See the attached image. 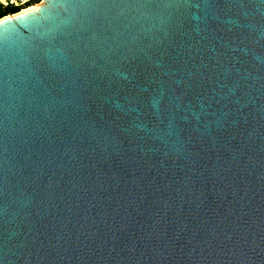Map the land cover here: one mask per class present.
<instances>
[{
  "label": "water",
  "instance_id": "1",
  "mask_svg": "<svg viewBox=\"0 0 264 264\" xmlns=\"http://www.w3.org/2000/svg\"><path fill=\"white\" fill-rule=\"evenodd\" d=\"M25 11L0 19V264H264V0Z\"/></svg>",
  "mask_w": 264,
  "mask_h": 264
},
{
  "label": "trees",
  "instance_id": "2",
  "mask_svg": "<svg viewBox=\"0 0 264 264\" xmlns=\"http://www.w3.org/2000/svg\"><path fill=\"white\" fill-rule=\"evenodd\" d=\"M42 0H33V2L29 5L26 6V9L31 8L35 5H39L41 3ZM23 8H19V7H15L12 5H3L0 4V19L9 16V15H14L18 12H20V10H22Z\"/></svg>",
  "mask_w": 264,
  "mask_h": 264
},
{
  "label": "built area",
  "instance_id": "3",
  "mask_svg": "<svg viewBox=\"0 0 264 264\" xmlns=\"http://www.w3.org/2000/svg\"><path fill=\"white\" fill-rule=\"evenodd\" d=\"M32 2H33V0H0V4L12 5L15 7L23 8L22 10H20V12L28 10L29 8L26 9V6L31 4ZM35 6H37V5H35Z\"/></svg>",
  "mask_w": 264,
  "mask_h": 264
},
{
  "label": "bare ground",
  "instance_id": "4",
  "mask_svg": "<svg viewBox=\"0 0 264 264\" xmlns=\"http://www.w3.org/2000/svg\"><path fill=\"white\" fill-rule=\"evenodd\" d=\"M38 7H39V6H37V7L34 8V6H33V7L29 8L27 11H28V12L31 11V10H32V11H35V10L38 9ZM27 11H25V13H26Z\"/></svg>",
  "mask_w": 264,
  "mask_h": 264
},
{
  "label": "rangeland",
  "instance_id": "5",
  "mask_svg": "<svg viewBox=\"0 0 264 264\" xmlns=\"http://www.w3.org/2000/svg\"><path fill=\"white\" fill-rule=\"evenodd\" d=\"M37 6H39V5H37ZM37 6H34V8L37 7Z\"/></svg>",
  "mask_w": 264,
  "mask_h": 264
}]
</instances>
